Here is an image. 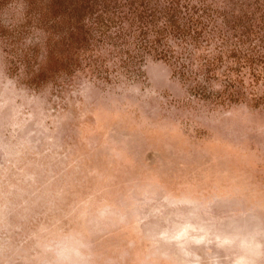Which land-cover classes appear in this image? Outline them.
<instances>
[{
	"label": "rangeland",
	"instance_id": "rangeland-1",
	"mask_svg": "<svg viewBox=\"0 0 264 264\" xmlns=\"http://www.w3.org/2000/svg\"><path fill=\"white\" fill-rule=\"evenodd\" d=\"M0 264H264V0H0Z\"/></svg>",
	"mask_w": 264,
	"mask_h": 264
}]
</instances>
